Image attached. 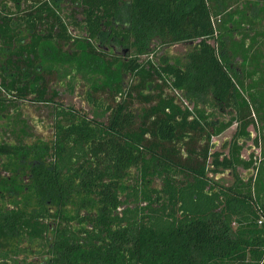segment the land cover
<instances>
[{
  "label": "trees",
  "instance_id": "1",
  "mask_svg": "<svg viewBox=\"0 0 264 264\" xmlns=\"http://www.w3.org/2000/svg\"><path fill=\"white\" fill-rule=\"evenodd\" d=\"M173 44L184 57H153ZM75 74L92 111L61 102ZM26 101L50 143L27 142ZM3 116L0 157L25 166L35 204L0 208V240L46 264H264V175L238 172L255 168L252 117L264 141V0H0Z\"/></svg>",
  "mask_w": 264,
  "mask_h": 264
},
{
  "label": "rangeland",
  "instance_id": "2",
  "mask_svg": "<svg viewBox=\"0 0 264 264\" xmlns=\"http://www.w3.org/2000/svg\"><path fill=\"white\" fill-rule=\"evenodd\" d=\"M214 21H216L215 18ZM187 48L188 45L184 44H173L167 47L161 46L160 49L155 52L153 57L168 55L174 59H181L184 57ZM114 51L119 52V55L123 53L119 48H115ZM56 88H58L61 102L65 105L74 106L76 108H85L88 111H92L91 107L85 100L86 94L91 89V80L86 79V77L82 75L75 74L73 77H67L59 81V83H56ZM20 111L29 127L28 131L30 136H28L27 142L50 143L53 137V130L51 126L52 119L48 111L30 101L23 102ZM224 117L226 120L228 115H224ZM252 118L253 122L248 128L250 136L247 140H241L243 146L241 154L244 159H248L250 155L255 156L256 164L253 170H246L241 167L238 169V172L245 180L249 178L250 175L253 176V180H255L256 177L261 176L260 174L264 175V170L260 167V163L264 160V141L262 142L263 130L261 122L257 116ZM10 121L11 116L0 117V140L5 138V133L10 126ZM235 129L236 124H233V126L226 130L222 135L214 138L216 149H224L225 152L227 151V148H225L226 145L224 144L231 141ZM18 161L17 158L7 159L0 157V208L17 206L32 208L35 204V200L27 189V183L29 180L27 169L24 165L19 164ZM215 178L221 179L226 185L232 180V176L228 172L220 173ZM259 189L264 192V185L260 184ZM36 248H39V246L35 242L29 243L26 240L18 241L14 239L9 241L0 240V252H2L1 250L8 252V257L11 260L10 262L22 260L23 264H33V262L37 261L35 259L38 256L30 252L31 250H36ZM24 249L28 250V254L23 252ZM40 253V255L39 253L36 254L43 259V252ZM12 259L14 261H12ZM40 261L42 264L43 261L39 259V264Z\"/></svg>",
  "mask_w": 264,
  "mask_h": 264
},
{
  "label": "flooded vegetation",
  "instance_id": "3",
  "mask_svg": "<svg viewBox=\"0 0 264 264\" xmlns=\"http://www.w3.org/2000/svg\"><path fill=\"white\" fill-rule=\"evenodd\" d=\"M4 254V253H3ZM39 258H37V259H35V260H37L36 262H33V264H39V260H38ZM11 260L10 259H8V258H2L1 256H0V264H13L12 262H10ZM46 260H45V257H44V261H43V263L42 264H46V262H45ZM19 264H23V262H22V260H19ZM40 264H41V261H40Z\"/></svg>",
  "mask_w": 264,
  "mask_h": 264
},
{
  "label": "built area",
  "instance_id": "4",
  "mask_svg": "<svg viewBox=\"0 0 264 264\" xmlns=\"http://www.w3.org/2000/svg\"><path fill=\"white\" fill-rule=\"evenodd\" d=\"M264 221V218L258 220V223L261 224Z\"/></svg>",
  "mask_w": 264,
  "mask_h": 264
},
{
  "label": "crops",
  "instance_id": "5",
  "mask_svg": "<svg viewBox=\"0 0 264 264\" xmlns=\"http://www.w3.org/2000/svg\"><path fill=\"white\" fill-rule=\"evenodd\" d=\"M232 126H233V125H232ZM232 126H231V127H232ZM223 133H224V132H223ZM223 133H222V134H223ZM222 134H221V135H222ZM219 136H220V135H219ZM219 136H217V137H219ZM214 138H215V137H214ZM214 138H213V141H214ZM224 142H225V141H224ZM224 142H223V143H224Z\"/></svg>",
  "mask_w": 264,
  "mask_h": 264
}]
</instances>
